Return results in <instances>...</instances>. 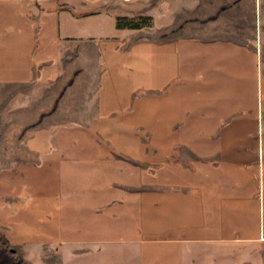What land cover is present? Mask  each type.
<instances>
[{
    "label": "crops",
    "instance_id": "1",
    "mask_svg": "<svg viewBox=\"0 0 264 264\" xmlns=\"http://www.w3.org/2000/svg\"><path fill=\"white\" fill-rule=\"evenodd\" d=\"M73 73L75 120L0 145L14 255L264 264V0H0V114Z\"/></svg>",
    "mask_w": 264,
    "mask_h": 264
},
{
    "label": "rangeland",
    "instance_id": "2",
    "mask_svg": "<svg viewBox=\"0 0 264 264\" xmlns=\"http://www.w3.org/2000/svg\"><path fill=\"white\" fill-rule=\"evenodd\" d=\"M146 1L148 3L149 8H153L156 5H160L161 3H166L167 1L170 0H146ZM149 17L152 18V16ZM150 23H152V21ZM158 34L161 35L160 33ZM64 78L65 80L64 81L62 80V82L55 80L53 83H51L50 85H46L45 87L37 86V85H21L19 87H13V88L10 87L4 89L14 92L19 91L24 94H27V92H32V91H39L41 89L42 92L46 91V93L50 91L52 98L50 100V107L48 106L49 102L47 99L46 101L40 99H35V100L34 99L29 100L27 98L21 99L20 109L18 114L19 116L14 117L13 121L11 115H9L8 117H3L2 114H0V123L2 120H4L3 122L4 130L0 131V145H5V143L14 142L17 143L15 144L16 147H18L17 145H19L18 148L20 151H24L23 145L27 141L29 136L33 133V129H34L33 123L35 122L33 121L34 114H36L40 109H43L44 107H45L46 117H47L48 109L50 108L49 110L51 113L52 122H61L64 120V118L68 120L76 119L78 112L77 106L78 104L80 106V102H81V101H76L75 98L76 90H73L71 93L72 99L68 98L67 100H62L60 97V95L66 93L67 90L70 89L71 87L74 88V86H72L71 83L72 81L74 83L75 75L73 73V75L69 77L68 80H66L67 79L66 77ZM88 78L90 79L91 77L89 76ZM5 107L6 105L4 106V108ZM79 111L82 112V109L80 108ZM2 117L4 119H2ZM80 117L82 118V115ZM39 118L40 116H36V120H38ZM17 125L19 127V130H16ZM4 239H7L5 235V230L3 227L0 226V263L1 264L2 263L3 264H44L42 256L32 261L27 259L23 260V256L19 257L14 255L9 245L5 243Z\"/></svg>",
    "mask_w": 264,
    "mask_h": 264
}]
</instances>
